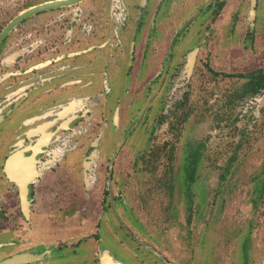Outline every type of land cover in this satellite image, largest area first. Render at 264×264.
Returning a JSON list of instances; mask_svg holds the SVG:
<instances>
[{"label":"flooded vegetation","instance_id":"obj_1","mask_svg":"<svg viewBox=\"0 0 264 264\" xmlns=\"http://www.w3.org/2000/svg\"><path fill=\"white\" fill-rule=\"evenodd\" d=\"M258 5V0H0V36L16 17L39 8L0 39V261L27 253L34 260L26 264H126L111 250L123 249L121 231L130 249L136 244L147 249L119 218L110 164L129 126L144 119L168 78L173 53L198 44L185 60L188 81L201 42L223 51L229 47L227 59L238 43L234 34L253 49L262 38ZM234 76L243 77L229 75ZM245 76L249 97L264 105V86L254 91L264 67ZM154 78L156 87L146 94ZM136 87L145 101L115 144L124 115L118 103L131 102L126 111L135 106ZM107 148L113 150L100 190L95 185L101 184ZM90 192L108 197L115 223L106 226L97 214L90 232L80 225L66 236L67 215L78 205L68 207L64 199L81 200Z\"/></svg>","mask_w":264,"mask_h":264},{"label":"rangeland","instance_id":"obj_2","mask_svg":"<svg viewBox=\"0 0 264 264\" xmlns=\"http://www.w3.org/2000/svg\"><path fill=\"white\" fill-rule=\"evenodd\" d=\"M258 3L259 44L253 42L251 49L250 42L234 34L238 43L227 59L229 47L223 51L201 42L188 81L185 60L198 44L173 53L168 78L144 119L134 120L124 134V144L110 164V185L119 200L120 220L147 245L130 249L131 241L121 231L123 249L111 250L126 264H264V105L258 107L249 97L251 81L245 76L264 67V0ZM152 66L154 75L155 58ZM156 84L154 78L145 93ZM136 90L129 111L131 102L118 103L124 115L115 144L145 101L142 90ZM112 150L102 154L101 184L95 185L100 190L107 182ZM96 195L90 192L81 200L66 196L65 205H78L67 215L66 236L75 235L80 225L87 227L83 233L90 232L97 214L106 226L114 222L108 197ZM85 204L88 207L80 210ZM50 219L57 225L53 216Z\"/></svg>","mask_w":264,"mask_h":264},{"label":"water","instance_id":"obj_3","mask_svg":"<svg viewBox=\"0 0 264 264\" xmlns=\"http://www.w3.org/2000/svg\"><path fill=\"white\" fill-rule=\"evenodd\" d=\"M37 9H39V8L26 11V13L16 17L15 20H13L11 23H9L7 25V27L5 28L4 32L0 36V39L2 37H4V34L6 32H8L10 28H12V27H14L16 25V23H18L19 20H21L22 17H24L25 15L28 16V15L34 13L35 11H37ZM32 257L33 256L31 254H27V253L19 254V255H15V256H12L10 258H7V259H4V260L0 261V264H26V263L32 262L34 260V259H32Z\"/></svg>","mask_w":264,"mask_h":264},{"label":"trees","instance_id":"obj_4","mask_svg":"<svg viewBox=\"0 0 264 264\" xmlns=\"http://www.w3.org/2000/svg\"><path fill=\"white\" fill-rule=\"evenodd\" d=\"M264 86V77L262 78V82H259L257 85H256V88L254 89V91H256L258 88H262Z\"/></svg>","mask_w":264,"mask_h":264}]
</instances>
